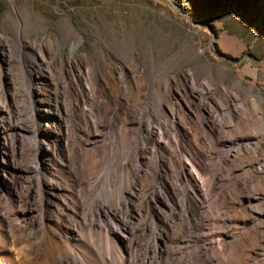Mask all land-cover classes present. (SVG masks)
I'll return each mask as SVG.
<instances>
[{"label":"rangeland","instance_id":"obj_1","mask_svg":"<svg viewBox=\"0 0 264 264\" xmlns=\"http://www.w3.org/2000/svg\"><path fill=\"white\" fill-rule=\"evenodd\" d=\"M2 140L0 264H57L124 202L154 227L122 256L172 217L165 252L184 235L201 264H264V0H0Z\"/></svg>","mask_w":264,"mask_h":264},{"label":"bare ground","instance_id":"obj_2","mask_svg":"<svg viewBox=\"0 0 264 264\" xmlns=\"http://www.w3.org/2000/svg\"><path fill=\"white\" fill-rule=\"evenodd\" d=\"M75 48L76 47H72L71 51H74ZM90 98L93 101L95 100L93 94H90ZM101 118H103L102 115L98 111H96V109H95V107L93 105H91L90 109L88 110V116L85 117V122L86 123L87 122L88 123H91V125L92 124L93 125H97V123H99V121H101L100 120ZM47 127L48 126L46 125L45 128H47ZM4 144H5V142H4V140H2V143H0V145L2 146ZM143 147L144 146L142 145V148ZM39 149L40 150H43L42 146H40ZM0 159L2 161L4 160L3 157H1ZM136 176H137V174H136ZM190 179H192V181L194 180L193 177L190 178ZM94 182H96V181H94ZM94 185H95V183H94ZM94 185H91V187L93 186V190H98V189H96L94 187ZM91 187H89V188L92 191V188ZM195 189L196 188H194V186H193V190L194 191H195ZM26 191L27 190L25 189V191H24L25 194H27ZM10 193L11 194H14V195L15 194L17 195L16 188H14V187L11 188L10 189ZM122 193H123V191L121 190V188H119V194L121 195ZM20 194H21V196L23 195L22 193H20ZM25 197H27V196H25ZM104 198H105V195H104ZM17 199L19 200V198H17ZM22 200H23V198H22ZM18 204H20V203H18ZM127 204L124 202L121 205V208H119L117 210L114 209L115 211L112 212L111 217L109 219H107V220H104V222H102V226H96V225L92 224V221L91 220H85L86 219L85 216L83 217L84 218L83 219V223H84V225H86L87 228H89V231L90 232H91L92 229L94 230V228H97V229L99 228V230H103L105 232L104 233V236H103L105 238V243H104V246L105 247L102 250L101 247L99 246L100 249L103 251V252H101V253H103L102 255L101 254L100 255H97L96 251L94 250V244L96 242L98 244V242L100 240L98 238H100V236L99 237H96V238H95V236L94 237H91V236H89L90 232H88L87 235H84L83 234L80 237L76 236L77 235L76 233H77V230H78L77 229V226H79L76 223L77 224L76 226H71L70 227L69 232H68V235L69 236H68V238L65 239L66 240V243L68 245V250L65 252L64 256L58 258L57 264H201V262H202L201 261V258H200L201 253L199 251V253H200L199 254L196 249L195 250H192V247L193 248H196V247H194L192 245V243H191L192 241H191L190 237H188V236H184L183 235V237L182 236L180 237V239H179V245L180 244L181 245L179 246L180 248H178L176 252H171V253L165 252L166 249L164 247H161L160 246L161 245V242H164V238L167 237V232H168V229L170 228V224L174 222L172 220V217H171V219H167V220L165 219V220H161V221L159 220L158 221V225L160 227V230L158 232H156L157 231V228H155V232L153 233L152 237L148 240L147 246L142 247V250L140 251L141 253L139 252L140 254L136 253V254H138V256H137L138 259L135 258L136 256H131L128 253V251H127L128 249H126V248L124 249L126 251L125 252L126 255L125 256H122L121 255V252L118 251L119 248L117 249L116 246L122 247V248H123V245L126 246L125 244L128 243L129 237L134 238L133 240L139 242L140 239L142 238V234L144 233V231L150 229V227H154V224H153V222L151 220L149 221L150 224H148V220H141V222H139V221H134L133 222L132 219H129L128 218V215H126V212L128 211L127 209L129 208V207H127ZM25 205L26 204L24 203L22 205L23 207H20V208L17 207V206L16 207H13L12 209H10V213L13 215V218H15V220H18L19 219L22 224L28 225V226H33L34 223H35V220L33 218V213H34L33 212V209L35 207L33 209H31L32 207L29 208L28 206L26 207ZM90 208L92 210L95 209V211H98V210H101L102 211L103 205L100 202H96V200H92L91 205H90ZM105 208H107V206ZM181 208H182V210H184V209L186 210L187 209V212H189V213L190 212H194V211L196 212L195 205L190 204L188 202H187V204H185V206L184 205L183 206L181 205ZM92 210H89V211H92ZM111 210L112 209H110V211ZM102 212H104V211H102ZM43 213H42V215H40L41 218L37 222H40V221L43 220ZM89 213L92 214V212H89ZM93 213H94V211H93ZM103 216H104V214H103ZM194 216H192V219H190V220L187 217H185V220H186V218L188 220V222H186V223H185V220L184 221H181L180 220L181 222H180L179 229H181L180 231L183 234H186L193 227H196L198 225L197 224L198 223V218L195 216V218L193 219ZM179 219L180 218H178V220ZM42 222H40L41 225H42ZM95 224H97V223H95ZM99 224L100 223L98 222V225ZM36 225H37V223H36ZM8 227H11V226H8ZM37 227H39V226H37ZM137 228H140V229L137 230ZM14 229H15V226H14L13 230ZM24 229H25V227H24ZM28 229H29V227H28ZM39 229H38V231H39ZM8 230H9V228H8ZM11 231H9V234H10ZM80 232L81 231H80V227H79V232L78 233H80ZM21 233H22V231H21ZM98 233H99V231H98ZM42 234H43V232H42ZM12 235H14V234L12 233ZM12 235L10 234L9 237H11ZM91 235H93V234L91 233ZM15 236L16 235H14V237ZM15 239H19V238L17 237ZM129 243H131V242H129ZM101 244H102V242H101ZM108 245H110V247H111L110 250L113 249L112 252L110 250H108ZM75 247H79V248L82 249V252L78 256H76L74 254V248ZM135 247H137V246H135ZM44 248H46V246ZM46 249H48V248H46ZM98 254H99V252H98ZM42 261H43V263H46L48 260L47 259H43ZM21 264H23V263H21Z\"/></svg>","mask_w":264,"mask_h":264},{"label":"water","instance_id":"obj_3","mask_svg":"<svg viewBox=\"0 0 264 264\" xmlns=\"http://www.w3.org/2000/svg\"><path fill=\"white\" fill-rule=\"evenodd\" d=\"M223 60L229 62L230 64H234V62L228 61V60H226V59H224V58H223Z\"/></svg>","mask_w":264,"mask_h":264}]
</instances>
